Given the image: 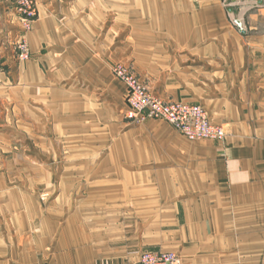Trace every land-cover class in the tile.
Returning a JSON list of instances; mask_svg holds the SVG:
<instances>
[{
	"label": "crops",
	"instance_id": "0c3cea01",
	"mask_svg": "<svg viewBox=\"0 0 264 264\" xmlns=\"http://www.w3.org/2000/svg\"><path fill=\"white\" fill-rule=\"evenodd\" d=\"M200 1L199 20L167 23L136 63L162 99L203 106L225 126V141L204 149L145 145V155L151 153L145 167L181 174L170 182L110 177L94 181L96 191L78 203L57 198L47 207L38 198L24 206L25 198L0 196V264H138L143 251H174L183 264H264V0L257 10L246 4L252 0H241L233 10L241 26L221 0ZM89 3L77 1L73 21L79 22L72 24L63 0H38L40 15L28 35L32 57L23 64L14 49L19 19L11 4L1 3L0 86L49 83L62 67L56 58L69 56L76 44L66 26L81 27L84 41L103 27L102 0ZM156 61L155 75L149 66ZM158 136L184 140L177 133ZM117 151L114 157L121 156ZM114 162L111 173L136 171L128 161ZM190 173L191 179L183 175ZM152 188L190 193L142 191Z\"/></svg>",
	"mask_w": 264,
	"mask_h": 264
},
{
	"label": "rangeland",
	"instance_id": "374dc122",
	"mask_svg": "<svg viewBox=\"0 0 264 264\" xmlns=\"http://www.w3.org/2000/svg\"><path fill=\"white\" fill-rule=\"evenodd\" d=\"M77 1L81 0H63L68 4L65 12H69L66 16L72 24L79 22L78 19L73 21L74 16L79 15ZM82 1L91 5L92 0ZM243 1L221 0L235 25L237 19L233 10ZM34 2L36 15L29 17L21 14L11 0H0V4L13 6L20 22L14 41L18 64L26 63L32 57L28 35L40 15L38 0ZM246 2L252 10L259 8L257 0ZM102 3L104 21L98 35L92 34L84 41L79 38L83 31L81 27L66 26L65 31L72 33L77 39L76 44L65 52L69 56L56 58L57 68L60 64L62 67L55 77L47 79L49 83L23 90L15 88V80H11L6 88L0 86V196L25 198L24 206H31V199L38 198L47 207L50 199L57 198L78 203L81 197L96 191L91 185L94 181H105L110 177L170 182L181 174L153 172L145 167V156L151 154L145 155V145L155 148L157 143H162L169 150L204 149L211 148L210 143L219 147L225 141V126L213 122L203 106L183 99H162L150 88L149 77L143 73L140 61V67L136 63V58H142L143 49L153 47L163 35L161 31H168L165 29L167 23L199 20L198 9L202 2L178 0V6L177 0H135L134 10L128 8L130 0H102ZM178 8L181 12H177ZM87 31L90 34L93 30L87 28ZM160 65L159 61L154 66L150 63L149 69L155 75L159 74ZM119 71L164 103L180 102L202 107L209 121L223 128L224 136L189 138L168 120L139 113L130 100V85ZM167 133H177L184 140L173 137L159 140V134ZM129 149L131 155L127 156ZM117 150L121 151V156L114 157ZM169 154L175 153L169 151ZM115 160H121V165H127L128 161L136 171L109 172ZM183 175L191 177V173ZM142 191L151 192L153 197L161 192L168 196L183 191L190 193V190L171 188ZM177 255L183 264L182 257Z\"/></svg>",
	"mask_w": 264,
	"mask_h": 264
},
{
	"label": "built area",
	"instance_id": "2783aa9c",
	"mask_svg": "<svg viewBox=\"0 0 264 264\" xmlns=\"http://www.w3.org/2000/svg\"><path fill=\"white\" fill-rule=\"evenodd\" d=\"M9 1V0H5ZM16 9L23 15H36L34 0H11ZM119 75L126 78L131 88L130 100L139 113L153 117L164 118L189 138H222L224 130L212 124L205 110L197 105L185 103H164L143 89L141 85L119 71ZM138 264H181V260L173 252H143Z\"/></svg>",
	"mask_w": 264,
	"mask_h": 264
},
{
	"label": "water",
	"instance_id": "95a60500",
	"mask_svg": "<svg viewBox=\"0 0 264 264\" xmlns=\"http://www.w3.org/2000/svg\"><path fill=\"white\" fill-rule=\"evenodd\" d=\"M238 26H241V22L239 20L236 21Z\"/></svg>",
	"mask_w": 264,
	"mask_h": 264
}]
</instances>
